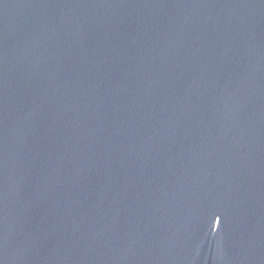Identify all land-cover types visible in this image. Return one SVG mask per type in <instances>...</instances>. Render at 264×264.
I'll list each match as a JSON object with an SVG mask.
<instances>
[{
    "label": "water",
    "instance_id": "water-1",
    "mask_svg": "<svg viewBox=\"0 0 264 264\" xmlns=\"http://www.w3.org/2000/svg\"><path fill=\"white\" fill-rule=\"evenodd\" d=\"M0 264H264V0H0Z\"/></svg>",
    "mask_w": 264,
    "mask_h": 264
}]
</instances>
